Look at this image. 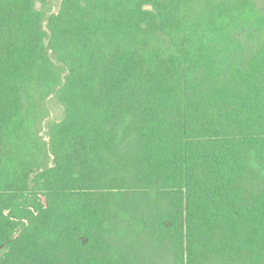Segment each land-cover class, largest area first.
<instances>
[{"label":"trees","instance_id":"1","mask_svg":"<svg viewBox=\"0 0 264 264\" xmlns=\"http://www.w3.org/2000/svg\"><path fill=\"white\" fill-rule=\"evenodd\" d=\"M0 264H264V0H0Z\"/></svg>","mask_w":264,"mask_h":264}]
</instances>
